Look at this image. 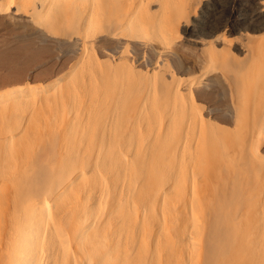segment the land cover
<instances>
[{
    "label": "bare ground",
    "instance_id": "obj_1",
    "mask_svg": "<svg viewBox=\"0 0 264 264\" xmlns=\"http://www.w3.org/2000/svg\"><path fill=\"white\" fill-rule=\"evenodd\" d=\"M0 26L79 50L0 92V264H264V0H0Z\"/></svg>",
    "mask_w": 264,
    "mask_h": 264
},
{
    "label": "rangeland",
    "instance_id": "obj_2",
    "mask_svg": "<svg viewBox=\"0 0 264 264\" xmlns=\"http://www.w3.org/2000/svg\"><path fill=\"white\" fill-rule=\"evenodd\" d=\"M21 30L23 31H9L0 26V92L24 84L32 86L36 93L41 94L67 80L71 67L78 62L77 40L55 37L47 31ZM201 47V44L194 42V38L188 34L184 35L182 40L175 39L170 44V50L187 55L198 54ZM185 76L187 82H197L203 87L213 79L203 76L202 71ZM243 81L245 82V94L250 98L256 87L260 83L264 84V69L248 70ZM232 95V93L226 95L227 102L217 100V104L214 105L224 109L225 118L223 117L222 122L226 126L229 125L228 121L231 119L226 108L231 106L233 109L235 106L233 102L235 97ZM202 104L206 111V106L209 104L206 100H202ZM262 150L264 153V133Z\"/></svg>",
    "mask_w": 264,
    "mask_h": 264
}]
</instances>
